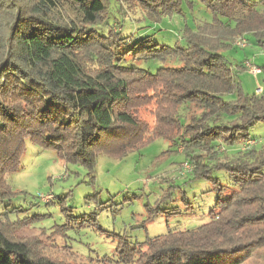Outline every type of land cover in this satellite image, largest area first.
I'll return each instance as SVG.
<instances>
[{
	"label": "trees",
	"instance_id": "1",
	"mask_svg": "<svg viewBox=\"0 0 264 264\" xmlns=\"http://www.w3.org/2000/svg\"><path fill=\"white\" fill-rule=\"evenodd\" d=\"M133 1L158 20L179 14L192 0ZM197 1L214 14L212 23L194 31L183 27L185 47L172 49L149 37L128 47L119 32L98 31L107 26L102 17L111 2L124 10L130 0H0V264H71L9 231L18 220L10 215L20 210H7L12 193L6 176L18 171L26 141L92 169L98 153L120 156L155 136L180 144L193 178L224 171L233 190L217 199L206 224L123 247L122 264H245L254 255L264 264V138L246 144L249 130L264 123V90L243 95L236 71L220 53L247 35L263 47L264 11L249 0ZM130 54L177 60L181 67L150 74L124 65ZM150 90L171 101L167 128L149 131L136 117ZM184 106L187 113L190 106L201 112L186 123L179 115ZM228 149L236 154L223 155Z\"/></svg>",
	"mask_w": 264,
	"mask_h": 264
},
{
	"label": "rangeland",
	"instance_id": "2",
	"mask_svg": "<svg viewBox=\"0 0 264 264\" xmlns=\"http://www.w3.org/2000/svg\"><path fill=\"white\" fill-rule=\"evenodd\" d=\"M130 1L131 8L123 6L124 10L111 2L110 10L102 17L107 26L98 29L103 35L119 32L120 37L128 39V47L149 37L160 46L184 48L185 26L194 31L197 25L211 24L215 17L203 3L192 0L191 6L183 3L179 14L154 20ZM262 1L249 0L260 12L264 11ZM217 20L224 22L219 17ZM229 26L234 28L232 23ZM253 37H237L220 53L236 71L242 94L260 96L262 93H256L264 90V46L254 44ZM124 59V65L150 74L181 67L179 61L169 58L143 59L130 54ZM246 64L262 73L255 76L246 67L239 71L238 67ZM156 92L148 91L147 104L135 111L149 131L167 128L165 118L172 105ZM232 98L235 96L226 99ZM190 108L189 113L185 106L179 110L186 123L191 114L201 112L194 106ZM249 137L251 141L264 138V123L255 124ZM156 138L146 137L152 142L120 156L100 152L92 169L67 163L53 151L26 141L18 171L6 176L12 193L7 210H20L17 216L10 215L11 221L19 220L9 224L10 233L21 241L38 242L34 248H42L49 257L68 259L71 264H122L126 247L133 249L168 231L193 230L206 224L217 199L227 198L233 190L228 175L214 169L205 178H193L189 171L193 165L188 164L190 160L180 144ZM231 151L223 155L236 154ZM245 264H262L261 256L254 255Z\"/></svg>",
	"mask_w": 264,
	"mask_h": 264
},
{
	"label": "built area",
	"instance_id": "3",
	"mask_svg": "<svg viewBox=\"0 0 264 264\" xmlns=\"http://www.w3.org/2000/svg\"><path fill=\"white\" fill-rule=\"evenodd\" d=\"M241 45L243 46L244 44H241ZM244 67H246L248 71L251 72L255 76L260 75L262 73L261 69L253 67L249 64H246ZM262 92L263 91L258 90L256 94L258 95V94H261ZM254 143H255L254 141H250L247 145L252 146Z\"/></svg>",
	"mask_w": 264,
	"mask_h": 264
}]
</instances>
